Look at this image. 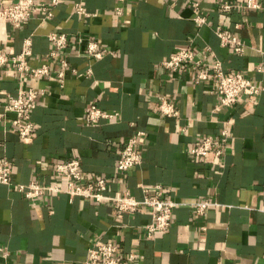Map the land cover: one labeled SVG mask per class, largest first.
Returning <instances> with one entry per match:
<instances>
[{
	"label": "crops",
	"instance_id": "obj_1",
	"mask_svg": "<svg viewBox=\"0 0 264 264\" xmlns=\"http://www.w3.org/2000/svg\"><path fill=\"white\" fill-rule=\"evenodd\" d=\"M14 1L0 0V8ZM195 1L207 18L202 26L190 0H60L49 19L38 10L19 27L0 19V49L17 55L30 38L29 65L50 67L24 83L46 91L33 109L34 135L19 136L13 113L0 118V160L12 167V183H0V264H85L99 241L117 243L124 262L134 252L142 264H264V91L220 107L221 96L211 82L196 83L192 65L172 71L162 64L191 45L204 65L219 59L226 72L264 86V0L259 10L229 14L220 12L221 0ZM78 3L95 15L77 13ZM217 26L243 41V53L221 45ZM49 33L67 35L68 47L55 57ZM90 40L100 43L101 59L88 56ZM64 57L70 66L59 77ZM18 78L13 63L0 68V112L18 93ZM162 97L176 104V117L159 112ZM92 103L116 116L89 124ZM224 129L230 138L221 157L191 154L201 137L218 138ZM138 131L145 133L143 160L122 175L117 162ZM71 159L85 180L105 177L111 196L144 200L154 196L146 188L163 185V198L179 203L171 226L149 239L151 207L118 211L65 193L33 202L17 189L32 179L65 186L55 167ZM204 200L218 204L198 215L191 202Z\"/></svg>",
	"mask_w": 264,
	"mask_h": 264
},
{
	"label": "built area",
	"instance_id": "obj_2",
	"mask_svg": "<svg viewBox=\"0 0 264 264\" xmlns=\"http://www.w3.org/2000/svg\"><path fill=\"white\" fill-rule=\"evenodd\" d=\"M123 2L124 0H119ZM194 10V21L197 26L207 23V18L201 13L200 2L190 0ZM60 3V0H16L2 8H0V19L12 22L19 27L23 22L32 17L33 12L38 10L43 19H49L54 16V7ZM262 8L260 0H221L219 10L222 14H229L235 11L242 12L244 10H259ZM121 11V7L117 8ZM76 11L81 15L93 16L82 4H76ZM240 27V25H236ZM216 34L220 38L222 46L232 47L236 53H243L244 43L241 39L233 37L228 29L222 26L215 28ZM48 38L54 44L55 49L51 52V56L63 52L68 47V39L65 33H49ZM88 56L92 59H101L104 55L101 45L97 40L88 42ZM210 52V48H207ZM32 40L26 38L23 43L22 51L17 55H8L6 51L0 49V68L9 63H13L16 69V75L21 82L20 88L16 95H10L7 104L0 112V118L5 119L7 113H13L14 119L11 121L12 127L17 131L22 139L32 137L36 130L33 120V109L36 101L46 94L44 89L36 90L32 86H26L24 83L32 78H39L50 73L48 64L40 67H31L29 65V57L32 55ZM62 68L58 71L59 77H64L65 69L68 68L69 59L64 57L61 60ZM163 66L172 71H177L186 65H192L195 69L196 83L211 82L212 90L221 96L220 107H230L237 103L242 93H248L257 96L264 91V86L255 83L242 72H226L223 68L222 61L216 59L211 67L204 65L202 60H196V52L189 45L185 48L176 50L167 59L162 62ZM159 112L168 117H176L178 109L176 104L167 97H162L159 106ZM116 114L105 112L99 105L92 103L88 107L87 122L95 124L102 119H112ZM143 131H138L131 136L124 144L121 156L117 162V170L120 174L125 175L132 168L141 164L143 160L142 152L139 148V141L144 136ZM230 138L228 129H224L218 138L201 137L191 147V154L196 158H204L214 153L216 157L224 154L225 148ZM216 143H219L218 145ZM11 163L6 160H0V183L11 184L12 178ZM56 175L62 177L66 181V185L47 184L32 179L28 183H17V189L24 193L31 201L36 202L39 199L51 193H65L70 200L75 197H83L92 199L96 202H111L118 211H135L141 207H151L154 210L153 220L146 226V234L152 239L157 232L166 231L172 224L173 211L179 204L172 199L163 198L164 186L156 184L145 191L152 190L153 197H147L144 200L136 199L131 193L111 196L107 192V180L105 177H95L85 180V175L81 169V163L78 159H71L66 162H60L55 167ZM218 203L204 200L193 201L191 205L194 207L198 215H203L206 210ZM85 264H142L140 257L130 252L126 262L119 255L117 243L113 241H99L93 245L88 251V257Z\"/></svg>",
	"mask_w": 264,
	"mask_h": 264
}]
</instances>
